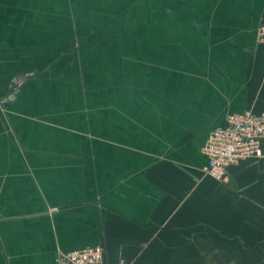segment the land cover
<instances>
[{
  "label": "crops",
  "instance_id": "1",
  "mask_svg": "<svg viewBox=\"0 0 264 264\" xmlns=\"http://www.w3.org/2000/svg\"><path fill=\"white\" fill-rule=\"evenodd\" d=\"M263 23L264 0H0V264H264V159L224 183L203 152L264 112Z\"/></svg>",
  "mask_w": 264,
  "mask_h": 264
},
{
  "label": "built area",
  "instance_id": "2",
  "mask_svg": "<svg viewBox=\"0 0 264 264\" xmlns=\"http://www.w3.org/2000/svg\"><path fill=\"white\" fill-rule=\"evenodd\" d=\"M264 43V23L258 31ZM203 152L207 158L204 172L211 178L228 182L230 169L251 159H264V112L231 114L226 124L209 133ZM57 264H108L103 246L61 253ZM118 264H126L121 259Z\"/></svg>",
  "mask_w": 264,
  "mask_h": 264
},
{
  "label": "water",
  "instance_id": "3",
  "mask_svg": "<svg viewBox=\"0 0 264 264\" xmlns=\"http://www.w3.org/2000/svg\"><path fill=\"white\" fill-rule=\"evenodd\" d=\"M33 77V74H27L25 75V78H31ZM19 81L18 80H15L13 81L12 83V87H11V95L9 97L6 98V100L3 102V105L5 107H9L10 105H14L19 96H20V90L18 89L19 87Z\"/></svg>",
  "mask_w": 264,
  "mask_h": 264
}]
</instances>
